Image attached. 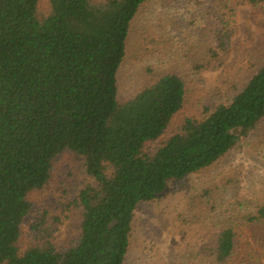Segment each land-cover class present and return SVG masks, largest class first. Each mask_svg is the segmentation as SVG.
<instances>
[{
    "label": "trees",
    "instance_id": "16d2710c",
    "mask_svg": "<svg viewBox=\"0 0 264 264\" xmlns=\"http://www.w3.org/2000/svg\"><path fill=\"white\" fill-rule=\"evenodd\" d=\"M150 1L0 0V264H127L137 211L169 181L264 139V60L227 90L202 78L226 67L238 7L261 11L264 0H193L175 34L163 22L143 38L145 75L122 96L131 29ZM67 156L75 164L56 183ZM54 192L68 202L62 214L49 205ZM208 196L187 206L207 201L212 243L181 264H255L246 233L264 235V199L228 215ZM74 209L77 233L59 238Z\"/></svg>",
    "mask_w": 264,
    "mask_h": 264
},
{
    "label": "rangeland",
    "instance_id": "374dc122",
    "mask_svg": "<svg viewBox=\"0 0 264 264\" xmlns=\"http://www.w3.org/2000/svg\"><path fill=\"white\" fill-rule=\"evenodd\" d=\"M46 1V0H45ZM151 0L149 5L136 18L129 36V58L123 64L120 72V93L131 95L141 77L145 75L148 61L144 49L143 38L148 32L162 33L163 22L170 28L168 35L175 34L171 27L176 22L186 21L187 14L192 9L193 0ZM170 41V39L168 38ZM139 55L140 59L137 58ZM264 60V9L257 11L251 6L238 7V33L232 41V52L226 67L215 73L204 74L208 82L203 86L214 90H227L230 84ZM199 81L198 79H196ZM198 85V84H197ZM197 85H193L196 88ZM189 109L186 111V113ZM185 113V114H186ZM184 114V115H185ZM178 119V118H177ZM75 164L72 157H65L57 165L55 182L65 178L66 171ZM56 188V187H54ZM207 192V200L219 203L225 200V207L230 209L228 215L235 210L248 213L253 210L250 199L258 196L264 199V139L257 136L250 146L233 155L226 162L211 170L176 184L169 181L166 190L158 202L140 208L135 217L133 244L127 264H181L190 261L192 246L212 243L214 223L211 220L215 214L210 211L207 201L200 209L189 208L188 201L199 193ZM41 200L42 196H39ZM68 202L59 192L51 195L50 203L57 213L62 214ZM203 205V207H202ZM227 206V207H226ZM199 215L200 217H198ZM81 218V210L74 209L67 221L66 227L60 230L59 238H65L77 233ZM247 239L253 248L250 260L255 264H264V235L259 234L254 239L247 234ZM251 236V238H249ZM244 242V240H243ZM241 255L244 243L241 245ZM245 256V255H244ZM200 262L199 264H209Z\"/></svg>",
    "mask_w": 264,
    "mask_h": 264
}]
</instances>
